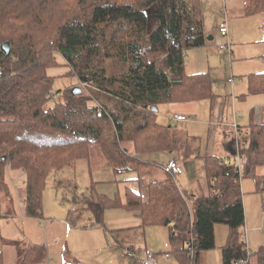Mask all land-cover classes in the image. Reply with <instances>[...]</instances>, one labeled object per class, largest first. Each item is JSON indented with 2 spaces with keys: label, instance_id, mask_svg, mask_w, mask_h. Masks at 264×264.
Wrapping results in <instances>:
<instances>
[{
  "label": "trees",
  "instance_id": "16d2710c",
  "mask_svg": "<svg viewBox=\"0 0 264 264\" xmlns=\"http://www.w3.org/2000/svg\"><path fill=\"white\" fill-rule=\"evenodd\" d=\"M243 3L245 16L264 13V0ZM152 6L157 25L149 32ZM206 39L198 0H0V46L10 45L8 56L0 51V194L10 193L7 170L21 172L25 213L37 218L52 170L85 160L90 171L108 167L118 177L136 172L144 153L172 151L177 138L151 108L213 103L207 74L188 75L184 65L185 51ZM59 57L81 94L52 91L47 70ZM250 91H264V85L253 81ZM245 128L237 138L238 155L246 158L242 176L234 156L224 163L206 157L207 194L195 197L190 207L168 173L149 184L146 202L139 189H126L125 207L139 218L140 228H168V253L178 264H199L201 252L214 248L217 225L229 230L222 264L242 258L264 264V248L248 254L240 235L241 179H254L264 195V176H256L264 166V124ZM92 197L101 217L106 199ZM0 241L5 240L0 236ZM36 248L19 253V263ZM33 257L41 260V253Z\"/></svg>",
  "mask_w": 264,
  "mask_h": 264
},
{
  "label": "rangeland",
  "instance_id": "374dc122",
  "mask_svg": "<svg viewBox=\"0 0 264 264\" xmlns=\"http://www.w3.org/2000/svg\"><path fill=\"white\" fill-rule=\"evenodd\" d=\"M198 1L204 34L206 38L211 36L212 40L206 39L203 46L185 51L186 73H206L215 95L224 94L229 89L225 83L228 79L233 80L235 86L242 84L247 91V77L264 72V13L245 16L243 0ZM154 11L155 7L152 6L148 13L149 32L157 25ZM221 23L227 25V38L218 33ZM226 43L230 44L233 53L218 50L220 45ZM56 63L57 66L47 70V75L54 79L52 91L71 90L77 85L76 78L66 75L68 69L60 57ZM204 108L205 105L201 110ZM244 118L240 119L238 115V125L245 122V115ZM200 123L197 119L195 125L200 126ZM233 145L231 141V149ZM163 155L164 152H148L142 154L140 159L158 163ZM89 171L85 160L52 170L45 180L39 217L34 218L25 213L23 174L7 170L5 179L10 193L0 194V236L5 240L0 241L3 264H21L17 263L18 254L23 251L28 253L31 247L38 248L27 255L23 264H138L137 259L128 258L122 252L131 245L122 243L121 248L117 249L114 241L116 239L121 243L122 234L131 238L138 235L137 229H142L139 218L125 207L126 189L133 186L132 182L124 181L134 180L136 175L128 173L118 176L116 182L93 185ZM261 171L263 173L264 170ZM259 175L256 171V176H264ZM200 185L203 194H206V181L200 182ZM255 185L250 178L241 181L245 214L241 234H245L246 248L250 253L264 248V195L257 192ZM94 193L106 199L101 217L97 206L90 202L94 201ZM165 233L160 226L147 227L142 233L143 243L134 247L153 253L168 252L170 248ZM228 233L225 225L215 227V244L213 249L206 251V264H222L221 247L226 243ZM40 253L41 260L36 261L33 254ZM175 261L172 256L167 260L161 259L160 264H176Z\"/></svg>",
  "mask_w": 264,
  "mask_h": 264
},
{
  "label": "crops",
  "instance_id": "0c3cea01",
  "mask_svg": "<svg viewBox=\"0 0 264 264\" xmlns=\"http://www.w3.org/2000/svg\"><path fill=\"white\" fill-rule=\"evenodd\" d=\"M231 38H233V35ZM231 53L233 52L231 51ZM184 58H186L185 53ZM193 74H199V71L188 75ZM257 75H264V72L257 73ZM254 76L247 77V91L242 84L235 86L234 82L231 84L229 82L230 79H228L225 83L229 86V89L225 90L224 94L220 93L216 95V99L211 104L208 100H196L168 103L157 107V120L171 128V133L176 136L178 144L172 151L164 152L165 155L161 157L158 163L140 159L142 164L136 167V172H133L136 175V178H134L136 181L133 182V179L129 180L132 181V190L139 189L142 202H146L147 200L149 184L165 177L166 174L163 166L169 160H174L181 169V173L174 177L189 207L192 205L195 197L207 194H203L200 185V182L206 181L205 158L215 156L221 161L228 159V157L233 156L237 151L238 134L244 133L245 127L250 122L256 125L264 124V91L253 93L250 91L251 82L255 81V84L259 82L263 86L264 80L257 81L254 79ZM203 105L206 108L201 110ZM174 114H183L189 117L190 120L187 122L173 121L171 118ZM238 115H240V119H243L244 115L246 116L245 122L240 125H238ZM162 119L164 120L163 122ZM197 119L201 122L200 126L195 125ZM230 139L234 142L232 149ZM261 170H264V168H257L258 175H264V171L262 173ZM89 172L93 185L103 182L112 183L116 182L117 179L108 167ZM251 181L255 184L254 179H251ZM162 228L166 231L165 237L168 243V228ZM137 233L138 235H134L131 238L122 234L120 238L121 243L114 239L117 246L115 248L120 249L123 245L122 243L131 245V247L140 245V243L142 244L144 229H137ZM142 247L147 248L146 246ZM206 255V251L201 252L199 264H203V262L207 263ZM17 263L19 262L17 261ZM175 263L178 264L177 260Z\"/></svg>",
  "mask_w": 264,
  "mask_h": 264
},
{
  "label": "built area",
  "instance_id": "2783aa9c",
  "mask_svg": "<svg viewBox=\"0 0 264 264\" xmlns=\"http://www.w3.org/2000/svg\"><path fill=\"white\" fill-rule=\"evenodd\" d=\"M218 31H219L220 35L226 37L227 33H228L226 23H221L219 25ZM218 50L221 52H227L228 54H231V49H230L229 43H226L225 45H220L218 47ZM229 82L231 84H233L232 80H229ZM80 86L83 88H86L89 85L85 82H82L80 84ZM171 120L176 121V122H187L190 120V118L186 117L183 114H174L172 116ZM233 156L235 158L234 163L238 168L239 177H241L242 176L241 170L246 163V158L243 156H239L237 151L235 152V154ZM224 161L225 160H222L221 162L224 163ZM163 170L165 173H168V174L173 175V176H177L181 173L180 167L176 164V162L174 160H169L163 166ZM241 181H242V179H241ZM240 235H241V242L249 254L250 252L246 248L245 234L242 232V234H240ZM122 252H123L124 256H126L128 258L137 259L139 264H160L161 259H165V260L170 259V254L168 252L153 253L147 249L140 250L137 247L122 249ZM230 264H250V263H249V258H242V259H238V260H233L230 262Z\"/></svg>",
  "mask_w": 264,
  "mask_h": 264
},
{
  "label": "water",
  "instance_id": "95a60500",
  "mask_svg": "<svg viewBox=\"0 0 264 264\" xmlns=\"http://www.w3.org/2000/svg\"><path fill=\"white\" fill-rule=\"evenodd\" d=\"M207 40H209V41L212 40V37L208 36ZM0 51L8 56L10 54V45H9V43L8 42H4L3 44H1ZM81 92H82V90L79 87H73L71 89V94L74 95V96L81 94ZM151 110L156 113L158 111V108L156 106H154V107L151 108Z\"/></svg>",
  "mask_w": 264,
  "mask_h": 264
}]
</instances>
